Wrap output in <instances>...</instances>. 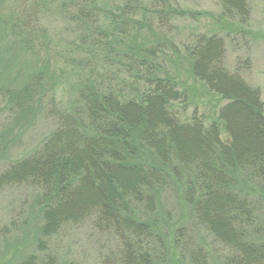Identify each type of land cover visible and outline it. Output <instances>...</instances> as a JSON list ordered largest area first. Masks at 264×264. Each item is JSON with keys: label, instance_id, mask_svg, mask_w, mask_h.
Masks as SVG:
<instances>
[{"label": "trees", "instance_id": "obj_1", "mask_svg": "<svg viewBox=\"0 0 264 264\" xmlns=\"http://www.w3.org/2000/svg\"><path fill=\"white\" fill-rule=\"evenodd\" d=\"M218 3L226 18L249 15L246 0ZM49 10L61 21L60 38L42 22ZM191 16L175 0H110L107 7L0 0L2 32L31 56L29 83L46 92L36 101L52 128L0 171V190L35 193L34 245L18 264H60L44 241L84 225L114 243L115 264H168L175 256L208 264L211 253L195 246L192 229L178 225L162 236L164 194L227 248L222 264H264L260 90L240 74L242 62L227 65L220 34L176 44L174 21ZM184 67L223 99L214 119L190 108Z\"/></svg>", "mask_w": 264, "mask_h": 264}, {"label": "rangeland", "instance_id": "obj_2", "mask_svg": "<svg viewBox=\"0 0 264 264\" xmlns=\"http://www.w3.org/2000/svg\"><path fill=\"white\" fill-rule=\"evenodd\" d=\"M109 1L97 0L99 5L106 7ZM246 1L249 15L244 22H240L222 15L218 0H175L180 7L192 12L191 17L174 21V33L177 35L175 41L178 44L189 35L200 33L215 32L223 36L226 42L227 65L235 66L242 62L244 66L239 68V72L248 84L259 88L264 106V0ZM42 22L49 33H53L56 38L59 34L60 38L62 24L51 10ZM2 25L0 22L1 32L4 27ZM1 32L0 171L13 159L27 155L44 133L52 129L43 115L41 105L36 101L41 100L44 97L42 94L46 92L35 82L34 87L29 83L30 74L35 68L31 56L16 46L15 39ZM184 68L180 72L189 92L190 108H197L205 119H214L224 103L223 99L193 79L187 73L186 67ZM60 82L61 87L68 89L67 83ZM58 84L55 88L60 94L61 88ZM34 196V191L25 186H10L0 190V264H18L24 253L33 248L37 220L33 206ZM159 203L157 223L164 238L168 236V229L178 225L186 226L187 229H192L195 246L211 253L208 264L223 263L227 248L206 231L195 229L192 215L184 205L170 194H164ZM163 217L169 219L165 221L161 219ZM42 249L59 259L60 264H115L111 255L114 243L86 225L65 228L56 237L45 240ZM168 264L190 263L187 260L180 263L175 256Z\"/></svg>", "mask_w": 264, "mask_h": 264}]
</instances>
